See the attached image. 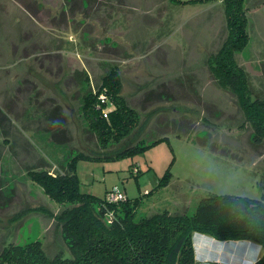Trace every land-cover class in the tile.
I'll list each match as a JSON object with an SVG mask.
<instances>
[{
  "label": "rangeland",
  "instance_id": "374dc122",
  "mask_svg": "<svg viewBox=\"0 0 264 264\" xmlns=\"http://www.w3.org/2000/svg\"><path fill=\"white\" fill-rule=\"evenodd\" d=\"M246 6L248 43L235 57L263 97L264 0ZM225 12L223 0H0V252L34 240L51 255L67 250L56 217L65 206L29 170L63 171L74 154L101 151L82 114L80 80L88 74L97 90L112 65L147 122L133 140L151 129L149 139H167L121 157L80 159L82 192L140 197L137 219L192 214L216 194L264 197V141L254 142L239 99L208 64L228 38ZM167 119L180 121L173 126L182 133ZM168 169V185L159 186Z\"/></svg>",
  "mask_w": 264,
  "mask_h": 264
},
{
  "label": "trees",
  "instance_id": "16d2710c",
  "mask_svg": "<svg viewBox=\"0 0 264 264\" xmlns=\"http://www.w3.org/2000/svg\"><path fill=\"white\" fill-rule=\"evenodd\" d=\"M223 2L229 34L224 46L209 56L208 64L218 82L239 99L246 121L252 125L254 142L260 145L264 141V96L249 84L247 72L237 64L235 57V53L248 43L249 9L245 7L246 0ZM89 81L88 74L80 80L85 84L82 114L96 133V147L101 151L82 150L74 154L65 162L63 171L29 170V175L42 186L44 193L65 206L56 217L67 250L60 249L51 255L41 240L10 243L0 252V264H193V236L196 234L220 240L254 241L264 248V197L216 194L201 199L192 214L183 208L174 213L164 210L137 219L140 197L112 200L82 192L77 175L80 159L121 157L167 139L161 137L163 132L157 135L160 138L149 139L155 132L151 129L140 139L133 140L144 131L147 122L142 121V114L123 95V81L117 65L110 66L103 74L97 90L88 88ZM156 96L161 97V94ZM205 122L210 123L207 118ZM174 123L176 127L181 124L172 119L165 122L181 134ZM170 177L168 169L159 186L168 185ZM255 264H264V254Z\"/></svg>",
  "mask_w": 264,
  "mask_h": 264
},
{
  "label": "crops",
  "instance_id": "0c3cea01",
  "mask_svg": "<svg viewBox=\"0 0 264 264\" xmlns=\"http://www.w3.org/2000/svg\"><path fill=\"white\" fill-rule=\"evenodd\" d=\"M193 264H255L264 254L261 244L249 240H220L209 235L193 236Z\"/></svg>",
  "mask_w": 264,
  "mask_h": 264
},
{
  "label": "built area",
  "instance_id": "2783aa9c",
  "mask_svg": "<svg viewBox=\"0 0 264 264\" xmlns=\"http://www.w3.org/2000/svg\"><path fill=\"white\" fill-rule=\"evenodd\" d=\"M101 98H102V101L104 102L105 101L104 96H102ZM125 197H126L125 194L119 190H113L108 195V198L112 200H120V199H124ZM203 264H208V263H203Z\"/></svg>",
  "mask_w": 264,
  "mask_h": 264
}]
</instances>
